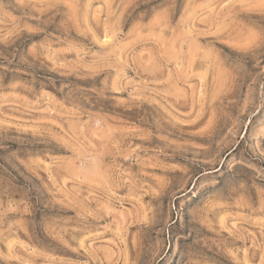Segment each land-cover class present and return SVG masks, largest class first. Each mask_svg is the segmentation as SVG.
<instances>
[{
    "label": "rangeland",
    "instance_id": "rangeland-1",
    "mask_svg": "<svg viewBox=\"0 0 264 264\" xmlns=\"http://www.w3.org/2000/svg\"><path fill=\"white\" fill-rule=\"evenodd\" d=\"M0 264H264V0H0Z\"/></svg>",
    "mask_w": 264,
    "mask_h": 264
}]
</instances>
